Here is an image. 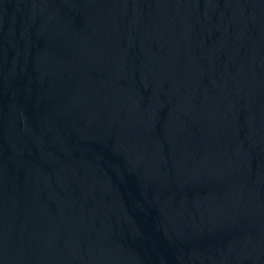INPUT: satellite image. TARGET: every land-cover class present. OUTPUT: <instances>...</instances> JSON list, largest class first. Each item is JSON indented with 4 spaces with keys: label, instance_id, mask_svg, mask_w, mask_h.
<instances>
[{
    "label": "water",
    "instance_id": "95a60500",
    "mask_svg": "<svg viewBox=\"0 0 264 264\" xmlns=\"http://www.w3.org/2000/svg\"><path fill=\"white\" fill-rule=\"evenodd\" d=\"M0 264H264V0H0Z\"/></svg>",
    "mask_w": 264,
    "mask_h": 264
}]
</instances>
